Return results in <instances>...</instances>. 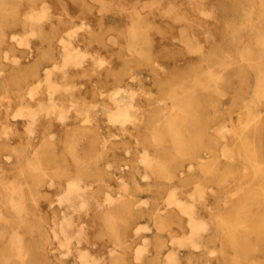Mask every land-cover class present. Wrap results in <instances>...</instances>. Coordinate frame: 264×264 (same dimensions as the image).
Wrapping results in <instances>:
<instances>
[{"label":"rangeland","instance_id":"374dc122","mask_svg":"<svg viewBox=\"0 0 264 264\" xmlns=\"http://www.w3.org/2000/svg\"><path fill=\"white\" fill-rule=\"evenodd\" d=\"M230 24L264 28V0H0V264H230L213 235L224 195L200 169L208 153L181 161L172 174L153 137L155 111L173 102L169 84L206 68ZM249 38L254 44L255 33ZM229 95L217 101L228 106ZM258 112L264 119V103ZM238 115L226 113L227 128ZM255 146L249 198L262 226L264 130ZM185 206L201 221L195 234Z\"/></svg>","mask_w":264,"mask_h":264},{"label":"bare ground","instance_id":"6f19581e","mask_svg":"<svg viewBox=\"0 0 264 264\" xmlns=\"http://www.w3.org/2000/svg\"><path fill=\"white\" fill-rule=\"evenodd\" d=\"M99 2H101V1H99ZM101 8L102 7H100V9ZM169 8L171 9L170 6H169ZM41 9H42V6H41ZM7 10H8V8H7ZM36 11H38V10H36ZM98 11H99V9H98ZM100 11H102V9ZM25 13H27V11H25ZM30 13L32 14V10L30 11ZM210 14H211V12L209 10V16H210ZM40 15H41V13H40ZM203 16H206V15H203ZM38 22H40V21H38ZM196 23H197V21H196ZM29 25H30V23H29ZM31 27H29V28H31ZM76 27H78V26H76ZM79 29H80V27H79ZM30 30L31 29H29V31ZM72 30H73V28H72ZM225 32L228 35V39L225 42L218 43L213 47L212 52L208 55V58H207L208 65L206 66V68H200L197 70H194V68H191L190 71L185 73L182 77H180V79L178 78L179 81H173L169 84V86L166 90V93L173 99L172 104L170 105V107H168L166 109L156 110L154 115H153V118H154L153 120L155 121V127L153 129V137L155 140V149H156L157 153L163 154V156L166 158L165 162L167 164L169 172H171L172 174H173V171H174V168L176 167V165L179 164L181 161H183L185 159L191 160V159L195 158L196 156H198L200 154V152H207L208 153L207 159L203 160L200 163V169L204 172V175L207 179H209L213 182H216L218 184V186L222 189V193L224 195L221 204L219 205V207L216 209V212L214 213L215 222H216V231L213 234L214 237L218 241L217 249L221 255L223 262H227L230 264H264V224L262 226H260L258 224V221L256 219H253V217H252L251 203H250V198H249V194H250L249 193V184H248V167L253 162L254 163L256 162L255 160L260 153L259 150L255 146V138H257V136H259L262 133V131L264 130V119L260 118L258 115V113H259L258 108L264 103V28H253L251 26L230 24V25L226 26ZM68 33H69V31L67 32V34ZM254 33L256 35V38H255V43L252 44L249 41L250 40L249 37H250V34H254ZM12 34L13 33H11L10 36H13L14 34H17V33H14L13 35ZM25 34H27V33H25ZM25 34H23V35H25ZM70 34H72V31ZM22 37L25 38L27 36H25V37L22 36ZM23 38L21 40H23ZM205 38L207 39V37H205ZM25 39L27 40V38H25ZM19 40H17V41L19 42ZM25 41H24L25 45H28L27 41L26 42ZM65 42L67 43V40H65ZM68 44H67V46H68ZM64 48H65V45H64ZM74 49L76 50V48H74ZM69 50H71V48ZM69 53H70V51H69ZM69 53H66V54H69ZM68 57H70V56H68ZM15 58H17V57H15ZM11 59H12V56H11ZM73 59H75V57ZM73 59L71 61H74ZM233 60H240V63L230 67L226 72H224L222 69L224 67L229 66V64L231 65ZM100 61H101V59H100ZM77 62H78L77 64H79V61H77ZM67 66H69V65H67ZM0 73H1V71H0ZM49 74H51V73H49ZM252 75H254L256 80H257L256 85L254 87L252 86L251 80H250V77ZM49 77H50V75H49ZM64 77H66V76L64 75ZM132 79H134V77ZM130 80H131V77H130ZM235 80H237L238 86L234 85ZM36 88H38V87H36ZM54 88H55V86H54ZM63 88H59V89L61 90ZM66 88H68V87H66ZM57 89H58V87H57ZM57 89H54V90H57ZM49 90L50 89H48V91ZM32 91H33V89H32ZM32 91H30V92L32 93ZM54 92H57V91H54ZM54 92H52L51 94H54ZM65 92H67V91L65 90ZM49 93H47V94H49ZM132 93H134V92H132ZM227 94H230L229 95V104H228V106H224L223 104L220 103V101H217V98L219 99L222 96H225ZM33 96H35V95H33ZM49 97L51 98L50 95H49ZM130 98L133 99V96L132 97L130 96ZM53 99H52V101H53ZM48 100H49V98H48ZM2 101L4 102V100H2ZM68 101H70V99ZM40 104H42V103H40ZM62 104H63L62 106H64V103H62ZM74 104H76V103H74ZM124 104L126 105V103H124ZM116 105H117V101H116ZM44 106H46V105H44ZM44 106H41L43 108V111H44ZM52 106H54V105H52ZM52 106H51V108H53ZM58 106H60V105H58ZM207 106L212 108V110H213L212 114L207 113V111H206ZM23 107H25V106H23ZM117 107H118V105H117ZM25 108H27V107H25ZM62 108H64V107H62ZM119 108H121V106ZM125 108H127V107H125ZM19 109H20V107H19ZM39 109H40V107H39ZM45 109H46V111H49L48 109H50V108L47 107ZM85 109H86V107H85ZM233 109L238 110V113H239L238 121L236 122V124H233L230 128H227V126L225 125L226 113H228L230 110H233ZM22 110H24V108ZM36 110H38V109H35V111ZM52 110H54V108ZM95 110H97V109H95ZM56 111H57V109L55 110V112ZM80 111H82V110H80ZM123 111H125V110H123ZM36 112H39V111H36ZM63 112H65V110ZM125 112H127V111H125ZM83 113H84V111H83ZM96 113H97V111H96ZM36 114H38V113H36ZM47 114H49V113H47ZM101 114H103V113H101ZM65 115H64V117H65ZM14 116H16V115H14ZM24 116H27V115H24ZM45 116H48V115L45 114ZM85 116H87V115H85ZM109 116L110 115H108V118H110ZM29 117L31 118L30 115H29ZM84 117H83V119H84ZM95 117H93V118L95 119ZM88 118H89V116H88ZM110 119H112V117ZM33 120H34V118H33ZM127 120H126V122H127ZM27 121H26V125H27ZM84 121L86 122L85 119H84ZM90 121L92 122V120H90ZM90 121H89V124H90ZM123 122H125V121H123ZM32 123H35V122H32ZM161 123L163 124V128L160 126ZM29 124H31V121ZM31 128H29L30 133H32V131H33V130L31 131ZM26 129L28 130L27 127H26ZM53 135H54V133H53ZM120 136H122V134ZM102 137L105 138L104 135ZM91 139H93V138H91ZM107 139L109 140V138H107ZM105 140H106V138H105ZM105 140H103L104 141L103 143L107 142ZM233 140H235V142H233ZM81 141H83V140L81 139ZM104 146L106 147V144H104L103 147ZM101 148H102V146H101ZM32 150H33V148H32ZM81 152H83V151H81ZM73 154L74 153H72V155ZM144 156H146V155L144 154ZM144 156H143V158H145ZM240 162H243V164H244V167L242 169L241 168L238 169V163H240ZM29 166H31V165H29ZM105 166H106V164H105ZM109 167H111V166H109ZM145 173L146 172H144V174ZM76 180L77 179H75V183H77ZM240 180L246 181L245 182V188H244L245 192H244V194H242L240 196V198H233L235 185ZM71 181H69L71 184L74 183ZM66 182H68V181H66ZM78 185H79V183H78ZM89 186L91 187V185H89ZM112 186H113V184H112ZM123 186H124V184H123ZM71 187H73V186L71 185ZM79 187H80V185H79ZM76 188H78V187H76ZM76 188H73V190H75ZM114 188H116V186ZM73 190H72V192H73ZM81 190H83V189L81 188ZM211 190H212V188H211ZM69 191H71L70 187H69ZM69 191H67V192H69ZM77 191H79V190H77ZM195 191H197V190H195ZM82 194L84 195V193H82ZM117 194H119V193H117ZM62 195H63V193H62ZM75 196L77 197V195H75ZM79 196H80V194H79ZM120 197H121V195H120ZM65 198H67V196H65ZM69 198H71V197H69ZM69 198H67V199H69ZM105 198H107V197H105ZM115 198H116V196H115ZM85 202H86V200L83 203H85ZM141 202H142V200H141ZM145 202H147V201H145ZM174 203H177V201L173 202V204ZM70 204H71V202H70ZM111 204H113V203H111ZM145 205H147V204H145ZM175 205H178V204H175ZM116 206H118V205H116ZM137 206H138V204H137ZM185 208H186V206H185ZM209 208H211V207H209ZM186 212H188V214H189V221H190L191 227L193 229L192 230L193 234H195L197 229L200 228L202 225L200 223L201 221L200 222L198 221V219L194 215L195 213L193 212V209L186 208ZM64 216H65V214H64ZM104 217H106V216H104ZM71 219H73V218H71ZM125 219H127V217ZM199 220H201V219H199ZM203 222H205L204 219H203ZM68 223H69V221H68ZM71 223H73V222H71ZM62 225H63V222H62ZM142 225H144V224H142ZM145 225H147V224H145ZM63 226L65 227L66 225H63ZM204 226H206V225H204V223H203V227ZM60 227H61V225H60ZM64 227H62L61 229H63ZM65 229H66V227L63 230H65ZM141 229H142V227H141ZM142 230H144V228ZM65 235H67V234L65 233ZM182 236H185V234ZM72 237H71V239H73L75 237V234H74V237L73 238ZM147 237H149V236H147ZM190 237L191 236H189V238ZM67 238H68V236L66 237V239ZM69 239H70V237H69ZM182 239H183V237H182ZM182 242L184 243V240ZM61 247L63 248V246H61ZM136 247H138V246H136ZM139 249H140V247H139ZM141 250H142V247H141ZM143 250H145V245H144ZM82 251H84V249ZM82 251H80V253ZM86 251H84L83 254H86L85 253ZM112 251H115V250H112ZM176 251L177 250H174V252H176ZM167 253H169V252H167ZM62 255L64 256V254H62ZM87 255H84V257L89 258L90 255H88V256ZM79 256H80V254H79ZM91 256H92V254H91ZM92 257H94V256H92ZM137 257L138 258H135V260L141 258L138 255H137ZM87 258H82V259H87ZM85 262L87 264L89 262V260H88V262L87 261H85ZM115 263L117 264L118 262H115Z\"/></svg>","mask_w":264,"mask_h":264},{"label":"snow or ice","instance_id":"6c2138e0","mask_svg":"<svg viewBox=\"0 0 264 264\" xmlns=\"http://www.w3.org/2000/svg\"><path fill=\"white\" fill-rule=\"evenodd\" d=\"M13 39H15V37ZM145 179H147V177H145Z\"/></svg>","mask_w":264,"mask_h":264}]
</instances>
